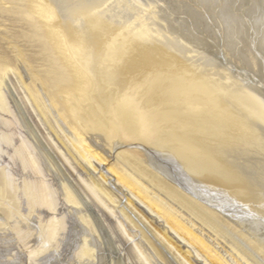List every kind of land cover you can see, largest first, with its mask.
Masks as SVG:
<instances>
[{
    "label": "rangeland",
    "instance_id": "obj_1",
    "mask_svg": "<svg viewBox=\"0 0 264 264\" xmlns=\"http://www.w3.org/2000/svg\"><path fill=\"white\" fill-rule=\"evenodd\" d=\"M263 7L0 0V264H264V52L245 46ZM124 97L149 139L118 119Z\"/></svg>",
    "mask_w": 264,
    "mask_h": 264
},
{
    "label": "bare ground",
    "instance_id": "obj_2",
    "mask_svg": "<svg viewBox=\"0 0 264 264\" xmlns=\"http://www.w3.org/2000/svg\"><path fill=\"white\" fill-rule=\"evenodd\" d=\"M55 2H57L58 5H63L64 0H54ZM63 1V2H62ZM71 1V0H70ZM164 1V0H163ZM232 1V0H231ZM238 1V0H237ZM244 1V0H243ZM256 1V0H255ZM49 4V1H47ZM66 2V0H65ZM196 2V1H195ZM251 2V1H250ZM95 3V2H94ZM255 3V2H254ZM257 3V2H256ZM259 3V2H258ZM69 4V2H68ZM72 4V3H70ZM104 4V2H103ZM50 5V4H49ZM89 5V4H88ZM98 5V4H96ZM136 5V4H135ZM43 6V5H42ZM57 6V5H56ZM70 6V5H69ZM94 6V5H93ZM38 7V6H37ZM36 7V8H37ZM97 7V6H96ZM95 7V10H96ZM135 7V6H134ZM159 7V6H158ZM262 7L261 5L259 6V8ZM35 8V9H36ZM48 8V7H46ZM54 8V7H53ZM99 8V7H98ZM264 8V7H263ZM52 9V8H51ZM51 9H45L44 7H38L37 8V14L40 15V17H42L43 19H45L47 22H52V20L56 17L53 16L52 14H50L49 11H51ZM61 9V8H59ZM58 9V10H59ZM75 9V8H74ZM94 9V8H93ZM104 9V8H103ZM258 9V8H257ZM255 8V11L257 10ZM63 12L66 11L64 9H62ZM261 10V9H260ZM264 10V9H262ZM53 11V10H52ZM51 11V12H52ZM57 11V10H54ZM68 11V10H67ZM91 11V10H90ZM94 11V10H93ZM97 11V10H96ZM100 11V10H99ZM106 11V10H105ZM258 11V10H257ZM256 11V13H257ZM59 12V11H57ZM62 12V11H61ZM72 12V11H71ZM74 12V11H73ZM250 12V11H249ZM60 13V12H59ZM68 13V12H67ZM85 13V12H84ZM107 13V11H106ZM255 13V14H256ZM93 14V13H92ZM105 14V13H104ZM217 14V13H216ZM263 14V13H262ZM56 15V14H55ZM61 15V14H60ZM102 15V14H101ZM106 15V14H105ZM116 15V14H115ZM246 15V14H245ZM249 15V14H248ZM252 15V14H251ZM249 15V16H251ZM259 15V12H258ZM261 15V14H260ZM38 16V15H37ZM63 17V16H62ZM103 18V16H100ZM252 17V16H251ZM264 17V16H263ZM81 18V17H80ZM102 18L98 19L97 21H95L96 23V27H98L101 23ZM90 19V18H89ZM107 19V18H106ZM257 19V18H256ZM55 20V19H54ZM111 20V18L109 19ZM258 20V19H257ZM251 22V20H250ZM264 22V21H263ZM262 22V23H263ZM103 23V22H102ZM105 23V22H104ZM103 23V24H104ZM108 23V22H107ZM136 23V22H135ZM231 23V22H230ZM48 24V23H47ZM50 24V23H49ZM52 24V23H51ZM243 24V23H242ZM253 24V23H252ZM51 26V25H50ZM249 26V24H248ZM251 26V27H250ZM249 29L253 32L252 34L254 35V37H251L245 40V46L246 49L248 48V52L251 51L250 46L253 45V50L255 51L258 50V52L261 54L262 52H264V38L263 35L261 36V32H259L255 27L252 28L253 25H250ZM264 26V25H263ZM108 27V26H107ZM257 27V26H256ZM102 28V27H101ZM128 28V27H127ZM105 31V30H104ZM239 31V29H238ZM247 31V30H246ZM106 32V31H105ZM117 32V31H116ZM136 32V31H135ZM222 32V31H221ZM249 33V31H247ZM57 33V32H56ZM56 33H53V36L56 39V43L58 45V47L60 49L63 50V52L65 54L69 53L67 52V50L65 51L64 47V39L62 40V38H60V34L57 35ZM118 34V33H117ZM251 34V35H252ZM120 35V34H119ZM63 36V34H62ZM237 36V35H236ZM256 36V37H255ZM121 39V38H120ZM108 40V39H107ZM78 42V41H76ZM84 42L82 41V45ZM224 43V42H223ZM68 44V43H67ZM70 45V43H69ZM73 45V44H72ZM155 45V44H154ZM66 46V45H65ZM74 46V45H73ZM77 46V45H76ZM75 46V47H76ZM81 46V45H80ZM79 46V47H80ZM148 46V45H147ZM57 47V46H56ZM72 46H70V50ZM229 47V46H228ZM67 48V47H66ZM73 48V47H72ZM74 49V48H73ZM81 49V47H80ZM78 49V51L80 50ZM211 49V48H210ZM236 49V48H235ZM83 50V49H82ZM116 50V49H115ZM224 50V49H223ZM67 52V53H66ZM75 52V51H74ZM85 52V51H84ZM113 52V51H112ZM73 53V52H72ZM148 53V52H147ZM61 54V53H60ZM115 54V53H114ZM64 56V55H63ZM62 56V57H63ZM73 56V55H72ZM81 56V54L79 55ZM78 56V58H79ZM221 56V55H220ZM65 58V57H64ZM72 58V57H71ZM155 58V57H154ZM73 59V58H72ZM75 59V58H74ZM81 60V59H80ZM261 63L264 62V54H261ZM73 61V60H72ZM107 61V60H106ZM118 61V60H117ZM74 62V61H73ZM79 62V60H78ZM100 62V61H99ZM82 63V62H81ZM127 63V62H126ZM259 64V63H258ZM73 65V64H72ZM78 65V64H76ZM128 65V64H127ZM90 66V65H89ZM126 66V65H125ZM248 66V65H247ZM73 67H75V65H73ZM76 68V67H75ZM81 69V68H80ZM144 69V67H143ZM83 70V69H82ZM151 70V69H149ZM84 71V70H83ZM81 70H79L78 68L76 69V73L74 71L75 74H77L76 76L78 77V89H76L78 92L81 93H87L89 91L90 88V82L89 79L87 80L85 75V71L83 72ZM87 71V70H86ZM124 72V71H123ZM146 72V71H145ZM260 72V71H259ZM87 74V73H86ZM264 75V74H263ZM157 76V75H156ZM154 79V78H153ZM203 84V83H202ZM206 88V86H205ZM215 88V87H214ZM200 89V88H199ZM209 90V89H208ZM201 91V90H200ZM212 91V90H211ZM236 91V90H235ZM244 91V90H243ZM240 92V91H239ZM245 93V98L250 101V97L252 96L251 91H244ZM236 94V93H235ZM84 96V94H83ZM86 96V94H85ZM242 97V96H241ZM254 97V96H252ZM258 97V96H257ZM256 98V97H255ZM84 99V98H83ZM241 99V98H240ZM257 99V98H256ZM255 99V100H256ZM259 100V99H258ZM212 101V100H211ZM254 101V100H253ZM257 101V100H256ZM261 101V100H260ZM252 102V101H251ZM250 102V103H251ZM258 102V101H257ZM262 102V101H261ZM249 104V102H248ZM252 104V103H251ZM257 104V103H256ZM214 105V104H213ZM260 105V102H259ZM253 106V105H252ZM258 106V105H257ZM263 107V106H262ZM117 111H116V115L118 116V119H120L122 121V123L125 125V127L128 129V131L134 133L135 135L139 136L142 139H149L150 137H152L154 135V132L156 133L155 127L156 126L154 124V119L151 115L147 114L148 112L143 111L140 107L139 104L134 100V98L132 97H124L121 98V100H119L117 102ZM259 108V107H258ZM264 108V107H263ZM223 109V108H222ZM258 110V109H256ZM264 110V109H263ZM258 111H261L260 109ZM261 113V112H260ZM264 115V114H263ZM189 122V121H188ZM247 122V121H246ZM236 128V127H235ZM200 129V128H199ZM201 130V129H200ZM214 134V133H213ZM247 140V139H246ZM188 141V140H187ZM202 144V143H201ZM190 147H192L190 145ZM195 147V146H194ZM200 151V150H199ZM158 155V154H157ZM194 155V154H193ZM155 156V154L153 155V157ZM151 161H154L157 165V167L163 171L164 174H166L168 177L172 178L174 181L179 182V183H184L187 184V182L189 181V178L187 177V175L184 173L183 169L180 167V165L175 161V159L173 158V156L169 155V154H162V155H158L156 157H154L153 159H151ZM203 167V166H202ZM217 167V166H216ZM24 170V169H23ZM211 170V169H210ZM222 172V171H221ZM224 173V172H223ZM228 175V174H227ZM214 176V175H213ZM192 187V186H191ZM253 210V209H252ZM257 210V209H256Z\"/></svg>",
    "mask_w": 264,
    "mask_h": 264
},
{
    "label": "water",
    "instance_id": "obj_3",
    "mask_svg": "<svg viewBox=\"0 0 264 264\" xmlns=\"http://www.w3.org/2000/svg\"><path fill=\"white\" fill-rule=\"evenodd\" d=\"M187 185H192V182L190 183L189 181L187 182ZM177 186H179L181 189H183V190H185V191H187V192H190L189 190L190 189H187V187L185 186V184H182V185H179V184H177Z\"/></svg>",
    "mask_w": 264,
    "mask_h": 264
}]
</instances>
